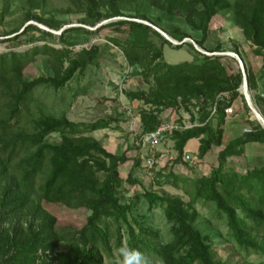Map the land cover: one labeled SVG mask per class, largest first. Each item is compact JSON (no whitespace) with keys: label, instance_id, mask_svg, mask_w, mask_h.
<instances>
[{"label":"trees","instance_id":"16d2710c","mask_svg":"<svg viewBox=\"0 0 264 264\" xmlns=\"http://www.w3.org/2000/svg\"><path fill=\"white\" fill-rule=\"evenodd\" d=\"M80 1L85 5L88 14V19L84 21L93 25L104 16L98 12L96 0ZM119 1L121 0H108L110 13L105 16L120 15L117 5ZM149 1L151 4L157 3L168 12L185 10V0ZM194 5H200L201 9L196 10ZM233 6L230 0L191 1L187 14L191 27L201 34L200 39L196 41L198 45L202 46L207 39L211 18L217 12L231 9ZM238 11L244 15L237 24L242 28L245 37L264 47V0H244ZM115 24H127L128 30L133 33L152 31L148 25L134 20H119ZM175 31L179 34V30ZM152 32L159 36L155 31ZM43 33L51 35L48 32ZM185 37L189 35L182 34L176 39L181 41ZM42 38L31 35L26 39L16 40L15 44L35 43ZM111 40L119 45L116 40ZM65 42L74 45L76 41L71 39ZM163 43L169 44L162 38ZM148 45L149 48L153 46L152 43ZM188 45L202 58L196 62L170 64L163 59L162 49H155L147 60L144 59L146 62L140 72L146 81L153 84L148 91L140 89L126 93L128 99L142 100L154 106V109H141L139 112L142 133L153 131L161 122L159 107L172 106L175 103L184 104L185 107H199L197 119L204 124L172 132L173 148L176 151L174 162L179 163L183 162L184 147L191 139L198 140L197 158L200 160L213 145L223 144L221 125L225 120L223 108L227 104L217 101L215 127H212L209 120L206 121L209 117L207 108L223 92L229 94V103H232L239 95L238 87L242 82L241 71L228 75L219 61V55H202L191 44ZM38 47L33 45L23 52L10 50L0 54V72L19 73L22 67L40 52ZM120 47L130 65L141 62L139 56L144 48H141L138 39H129L126 45ZM173 47L178 49L180 45ZM42 48L45 52L53 51L47 44ZM95 50L94 46L83 49L79 59L70 61V66L58 76L59 78L39 77L21 82L20 88L15 91L4 92L8 95L5 103L9 112L6 118H0V264H45L41 260L55 254L59 248L54 218L48 216L39 204L32 200L31 190H34L37 179L42 181L38 191L44 200L75 203L77 207L90 211L85 224L77 232L76 242L68 253L59 255L61 257L58 264H102L100 246L108 249L111 237H114L113 245L116 249L124 246L119 232L121 223L126 226V246L142 251L149 258L150 264H221L214 258L209 237L195 227V213L191 203L188 204L179 197L159 195L151 191H144L135 196L137 200L140 197L145 199L149 208L159 206L163 209L169 226V241L166 243L159 241V233L146 219H135L134 226L128 222L127 211L130 207L120 203L116 193L121 185L118 167L126 161L125 154H112L93 138L83 135L85 132L108 127L109 121L99 119L90 125L81 126L66 118L41 116L35 120L34 132L25 139L16 141L15 136L8 137L10 122L19 113L20 106L26 102L29 92L39 84H47L53 88L62 87L76 70H81L91 60ZM219 50L218 44L208 52ZM246 78L248 88L256 90V79L249 71H246ZM5 81V77L0 75V84ZM8 83L9 81L6 85ZM254 102L263 113L264 93L257 92ZM246 130L224 145L218 153L217 166L212 167L208 175L186 181L192 184L194 190L192 202L195 199L211 201L215 205L216 214L224 218L235 243L264 253V240L258 243L255 236L262 233L264 238V164L248 168L243 173L225 169L226 160L231 156L240 155L245 144L264 143V129L258 123L249 121ZM55 131L61 133V140L54 144L46 142L45 137ZM27 147L33 148L32 152L20 156ZM17 158L19 177L10 175L12 164ZM135 162L138 165L139 162ZM158 175L163 176L164 182L177 181V176L171 172ZM128 181L137 183V180ZM25 211L30 213L32 219L23 226L17 219L21 218ZM108 217H112L116 224L114 235L105 222ZM14 219L16 222H12ZM5 224L8 226H4Z\"/></svg>","mask_w":264,"mask_h":264},{"label":"rangeland","instance_id":"374dc122","mask_svg":"<svg viewBox=\"0 0 264 264\" xmlns=\"http://www.w3.org/2000/svg\"><path fill=\"white\" fill-rule=\"evenodd\" d=\"M191 1L185 0V10L168 12L157 3L151 4L149 0H121L117 4L120 15L107 17L105 15L110 13L108 0H96L98 12L104 16L91 25L84 21L88 19V14L80 0H0V54L10 50L23 52L33 45L40 48V52L29 60L19 73L0 72L6 79L0 84V118H6L9 112L5 103L8 95L4 92L15 91L20 88L21 82L39 77L59 78L58 76L70 66V61L79 59L83 49L94 46L96 50L92 53L91 60L81 70H76L62 87L53 88L47 84H39L29 92L26 102L20 106L19 113L10 122L8 137L15 136L16 141L25 139L34 132L35 120L41 116L66 118L81 126L90 125L99 119L109 121L108 127L85 132L83 135L93 138L112 154H125L126 161L118 167L121 185L116 193L119 202L130 207L127 211V220L131 225H135V219L141 221L146 219V222L159 233V241L166 243L169 241V226L164 218L163 209L159 206L149 208L145 199L140 197L137 200L135 196L141 195L144 191H151L159 195L179 197L184 202L191 203L195 213V227L209 237L214 258L221 264H264V253L241 247L231 239L224 218L216 214L215 205L211 201L195 199L192 202L194 190L192 184L186 181L208 175L212 167L217 166V156L224 145L247 131L246 125L249 121L259 123L257 115L264 118V111L262 113L254 102L257 92L264 93V47H260L252 39H247L237 24V21L244 17L238 11L244 0H230L234 4L231 9L217 12L211 18L206 41L202 46L198 45L196 41L200 39L201 34L191 27L187 14L191 8ZM194 6L196 10L201 9L200 5ZM119 20H134L146 24L159 36L152 31L130 32L127 24H115ZM175 29L179 30V34ZM262 31L264 33V25ZM43 32L51 35H44ZM182 34H188L189 37L178 41L176 37ZM31 35L43 38L35 43L15 44L16 40L26 39ZM161 37L169 44H162ZM71 39L76 41L74 45L65 42ZM111 39L116 40L119 45ZM129 39H138L141 48H144L139 56L141 62L134 66L129 64L120 47L126 45ZM148 43H152L153 46L149 48ZM45 44L53 51H43L42 46ZM188 44L202 55H219V61L228 75L241 71L242 82L238 87L239 95L231 103L233 111L225 114L224 123L221 125L223 144L213 145L200 160L197 158L198 140L191 139L184 147L183 162L179 163L174 162L176 151L171 135L164 136L155 146L140 140L139 112L141 109H154V106L142 100L128 99L126 93L140 89L148 91L153 84L146 81L140 72L155 49H162L163 59L170 64L196 62L201 59L202 57L195 54ZM218 44L219 51L208 52ZM176 45H180V48L175 49L173 46ZM246 71L255 77L258 87L256 90L248 88L247 78L246 83L243 82V74L246 76ZM7 81L9 83L6 85ZM243 84H246L244 90ZM243 92L247 93V97H251V103L246 100ZM248 104L255 107V112ZM159 109L161 121L183 119L185 123L190 121L189 123H197V126L204 124L197 119L199 107H185L184 104L175 103ZM208 116L206 121L209 120L212 127H215L217 116H210V111ZM60 140L61 133L58 131L51 132L45 137V141L51 144ZM32 150L33 148L27 147L20 156ZM18 159L13 162L10 171V175L17 177ZM135 161L139 162L138 165ZM263 164L264 143L250 142L244 145L240 155L231 156L226 160L225 169L243 173L248 168ZM168 172L177 176L176 182H164L163 176L158 175ZM129 179L137 180V183H130ZM37 180L34 190H31L32 200L38 203L48 216L54 218L55 230L59 237L57 252L43 258L41 262L58 264L61 257L59 255L68 253L76 242L77 232L85 224L90 211L84 207H77L75 203L64 204L44 200L38 191L42 181ZM31 219L30 213L25 211L17 220L26 226ZM12 222H16V219ZM105 222L114 235L116 224L113 218L108 217ZM125 229V224L121 223L119 232L124 246L127 241ZM261 234L255 235L258 243L264 240ZM113 243L114 237H111L108 249L100 246L102 264H115L118 257Z\"/></svg>","mask_w":264,"mask_h":264},{"label":"built area","instance_id":"2783aa9c","mask_svg":"<svg viewBox=\"0 0 264 264\" xmlns=\"http://www.w3.org/2000/svg\"><path fill=\"white\" fill-rule=\"evenodd\" d=\"M244 96H246L247 94L245 92H243ZM229 95L226 92L221 93L220 95H218L215 99V101L212 103L211 106H209L207 108L208 111H210V116H217V108H218V104L217 101H224V104H227L224 108L223 111L224 113L228 114L231 113L233 111V108L231 106V103H229ZM201 101H203V98L201 97ZM248 101L249 103H251V97L248 96ZM251 109L254 111L253 106H250ZM209 118V117H208ZM264 119V118H263ZM258 120V119H257ZM190 122V121H189ZM185 123L184 120L180 119L179 121H161L156 128L153 131L150 132H146V133H140V140L143 143H146L150 146H155L164 136L166 135H172V132L177 131V130H181V129H186V128H191L193 126H197V123ZM258 124L264 129V122H261L260 120H258Z\"/></svg>","mask_w":264,"mask_h":264},{"label":"clouds","instance_id":"9594fccd","mask_svg":"<svg viewBox=\"0 0 264 264\" xmlns=\"http://www.w3.org/2000/svg\"><path fill=\"white\" fill-rule=\"evenodd\" d=\"M115 264H150L149 258L139 249L122 246L117 249Z\"/></svg>","mask_w":264,"mask_h":264},{"label":"water","instance_id":"95a60500","mask_svg":"<svg viewBox=\"0 0 264 264\" xmlns=\"http://www.w3.org/2000/svg\"><path fill=\"white\" fill-rule=\"evenodd\" d=\"M244 76H243V82L244 83H246V76H245V74H243ZM243 87H244V89H246V84H243ZM247 94V93H246ZM246 100H248V97H247V95H246ZM249 105V104H248ZM250 106V105H249ZM261 125V124H260ZM262 126V125H261ZM263 127V126H262Z\"/></svg>","mask_w":264,"mask_h":264},{"label":"bare ground","instance_id":"6f19581e","mask_svg":"<svg viewBox=\"0 0 264 264\" xmlns=\"http://www.w3.org/2000/svg\"><path fill=\"white\" fill-rule=\"evenodd\" d=\"M242 90H244V87L242 88ZM254 112H255V108H254ZM258 120H260L261 122H264V119L261 115H257Z\"/></svg>","mask_w":264,"mask_h":264}]
</instances>
